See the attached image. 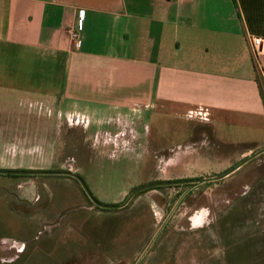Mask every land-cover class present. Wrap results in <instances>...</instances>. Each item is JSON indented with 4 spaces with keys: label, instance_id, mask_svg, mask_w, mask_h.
Returning a JSON list of instances; mask_svg holds the SVG:
<instances>
[{
    "label": "rangeland",
    "instance_id": "obj_1",
    "mask_svg": "<svg viewBox=\"0 0 264 264\" xmlns=\"http://www.w3.org/2000/svg\"><path fill=\"white\" fill-rule=\"evenodd\" d=\"M32 63L22 65L26 85L32 84L27 76ZM0 102V171H71L106 205H119L149 184L196 177L206 154L234 166L243 159L239 154L244 147L264 143L263 127L243 123L214 125V132L231 145L223 150L201 140L200 133L211 127L204 121L195 124L152 110L115 111L90 103ZM204 166L214 170L218 165ZM262 177L264 154L220 187L194 190L180 206L188 187L162 186L139 192L125 208L111 210L96 207L68 176L0 174V264H213L212 256L226 261L231 252L225 247L202 250L197 244L195 231L211 225L219 212L215 209L212 215V210V219L200 211L194 215L199 208L195 201L198 196H222L231 205ZM248 199V211L238 205L229 214V231L223 220L216 231L219 245L232 239L236 258L244 248L252 253V246L264 244V235L255 234L264 214V180ZM178 213L184 229L180 241L173 219L168 220ZM166 237L171 245L165 244ZM251 253H245L247 262Z\"/></svg>",
    "mask_w": 264,
    "mask_h": 264
},
{
    "label": "crops",
    "instance_id": "obj_2",
    "mask_svg": "<svg viewBox=\"0 0 264 264\" xmlns=\"http://www.w3.org/2000/svg\"><path fill=\"white\" fill-rule=\"evenodd\" d=\"M71 32L77 39L70 38ZM251 38L264 39V0H0V101L152 110L210 124V131L200 133L201 140L229 149L214 132L215 124L264 128V52H255ZM26 60L33 62L29 85L24 84L26 72H21ZM244 148L241 162L264 149V143ZM206 155L198 162L203 164L200 174L191 178L215 177L241 163L231 166ZM204 162L218 166L213 170ZM229 177L199 185L197 191L210 184L216 189ZM263 180L231 205L219 204L222 196L196 199L195 204L201 201L197 209L219 212L216 221L210 214L211 225L195 231L200 249L220 246L231 252L226 261L212 256L213 264H264V244L252 246V253L244 248L236 258L232 239L219 245L216 234L222 220L229 231L226 220L238 205L243 213L251 208L248 196ZM182 218L178 213L170 219L179 241ZM256 229L262 237L264 214ZM165 240L166 245L173 243ZM246 251L252 254L250 263Z\"/></svg>",
    "mask_w": 264,
    "mask_h": 264
},
{
    "label": "water",
    "instance_id": "obj_3",
    "mask_svg": "<svg viewBox=\"0 0 264 264\" xmlns=\"http://www.w3.org/2000/svg\"><path fill=\"white\" fill-rule=\"evenodd\" d=\"M264 153V149H261L260 151L254 153L253 155L249 156L246 158L244 161L233 167L231 170L227 171L223 175L220 176H215V177H210V178H202V179H194V180H187V181H182V182H160V183H154V184H149L143 187H140L136 190H134L126 199L123 203L119 205H106L100 203L96 198L93 197V195L90 193L89 189L87 188L84 180L78 176L77 174L71 172V171H0V174L2 175H11V176H38V175H56V176H68L72 177L75 180H77L81 186L83 187L85 193L91 200V202L98 208L100 209H111V210H118V209H123L125 208L129 202L133 199V197L138 194L139 192L151 189V188H156V187H162V186H171V185H179V184H193L194 186L202 185L204 183L208 182H215L219 180H223L227 177H229L231 174L235 173L237 170H239L243 165L248 163L249 161L253 160L254 158L260 156L261 154Z\"/></svg>",
    "mask_w": 264,
    "mask_h": 264
},
{
    "label": "flooded vegetation",
    "instance_id": "obj_4",
    "mask_svg": "<svg viewBox=\"0 0 264 264\" xmlns=\"http://www.w3.org/2000/svg\"><path fill=\"white\" fill-rule=\"evenodd\" d=\"M56 176V175H55ZM72 178V177H71ZM74 179V178H73ZM187 180H194V179H173V180H168V181H166V182H182V181H187ZM77 181V180H76ZM78 182V181H77ZM79 183V182H78ZM180 186H186V187H188L186 190H184L183 191V193L181 194L182 195V200L178 203L179 204V206L182 204V202L183 201H186L187 200V198L189 197V194L190 193H192L194 190L197 192V187L199 186H194L193 184H179V185H171V186H166V187H172V188H176V187H180ZM154 189V188H153ZM200 199H201V201H202V199H204L205 197H199ZM237 200V199H236ZM201 201L198 203H196V204H201ZM219 202V204H227V203H229L228 201H225V200H221V198H220V201H218ZM233 204V203H232ZM179 206H178V208H179ZM177 208V207H176ZM198 211H200V213L201 214H203V213H205V217H207V218H209L208 216H206V215H208V214H211V212H212V210H211V208L210 207H207V208H200V209H198ZM175 212L176 211H174V213H173V215L175 214ZM173 215H171V216H173ZM194 215H195V213H194ZM170 216V217H171ZM169 217V221H170V218ZM191 219H195V218H193V216H192V218H190V220ZM168 221V222H169ZM195 221L197 222V219H195Z\"/></svg>",
    "mask_w": 264,
    "mask_h": 264
},
{
    "label": "built area",
    "instance_id": "obj_5",
    "mask_svg": "<svg viewBox=\"0 0 264 264\" xmlns=\"http://www.w3.org/2000/svg\"><path fill=\"white\" fill-rule=\"evenodd\" d=\"M83 14V12H82ZM78 35L75 32L70 33V38L75 40L77 39ZM251 44L253 49L257 54L264 52V39L261 38H251Z\"/></svg>",
    "mask_w": 264,
    "mask_h": 264
},
{
    "label": "trees",
    "instance_id": "obj_6",
    "mask_svg": "<svg viewBox=\"0 0 264 264\" xmlns=\"http://www.w3.org/2000/svg\"><path fill=\"white\" fill-rule=\"evenodd\" d=\"M151 190V189H150Z\"/></svg>",
    "mask_w": 264,
    "mask_h": 264
}]
</instances>
